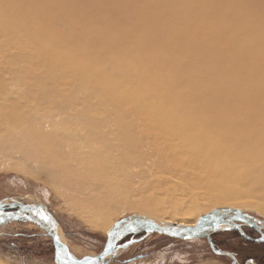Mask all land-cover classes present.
<instances>
[{
	"label": "bare ground",
	"instance_id": "1",
	"mask_svg": "<svg viewBox=\"0 0 264 264\" xmlns=\"http://www.w3.org/2000/svg\"><path fill=\"white\" fill-rule=\"evenodd\" d=\"M0 96V167L102 219L264 207V0H0Z\"/></svg>",
	"mask_w": 264,
	"mask_h": 264
},
{
	"label": "rangeland",
	"instance_id": "2",
	"mask_svg": "<svg viewBox=\"0 0 264 264\" xmlns=\"http://www.w3.org/2000/svg\"><path fill=\"white\" fill-rule=\"evenodd\" d=\"M3 76L8 81V75L4 73ZM6 86L8 89L9 86L7 84ZM2 97L0 96V100ZM8 99L10 98H5V100ZM11 166L0 167V201L17 200L46 205L58 221L62 240L67 244L70 252L73 251L71 253L77 257L98 254L106 242L108 229L110 230V227L112 228L115 223L125 218L133 216L161 218L157 210L134 211L124 208L118 214H110L102 219L97 208L88 207L86 202L82 205L77 200L74 201L66 196L65 192L54 188L42 175L37 176L25 168L20 170L16 166ZM223 208L228 211L239 210L264 225V207L233 208L222 204L209 213L220 211V209L222 214L227 212ZM228 213L227 215L232 214L231 211ZM192 214L201 216L198 209ZM161 220L178 223L176 216H172V219L163 216ZM214 236L223 248L237 251L241 261L250 257L254 259V261L251 260L253 264L263 262L264 247L260 244L238 238L232 231H219ZM127 240V238L123 239L120 243ZM246 262L251 263L250 260ZM231 263L227 256L214 253L205 238L176 239L160 234H150L127 248L118 250L116 256L108 262V264ZM0 264H56L52 238L32 222L11 221L1 224ZM235 264L240 263L235 262Z\"/></svg>",
	"mask_w": 264,
	"mask_h": 264
},
{
	"label": "water",
	"instance_id": "3",
	"mask_svg": "<svg viewBox=\"0 0 264 264\" xmlns=\"http://www.w3.org/2000/svg\"><path fill=\"white\" fill-rule=\"evenodd\" d=\"M43 212L49 220L40 219L37 212ZM232 214L227 216V213ZM223 214L208 213L201 216L195 225H179L165 222L147 216H133L117 223L107 233L106 242L101 251L96 255L77 257L70 253L62 240L59 224L48 207L42 203H24L17 200L0 201V225L11 221L32 222L42 228L53 242L54 261L56 264H107L116 256L120 249H125L150 234L166 235L176 239L205 238L211 250L218 255H228L235 258L230 251L217 248L213 245L211 234L216 231H225L237 228L235 220L247 221L248 216L238 210H230ZM229 214V213H228ZM243 237L244 233L239 230ZM127 241L120 243L128 237ZM264 242V235L258 239ZM251 264L253 262L250 260Z\"/></svg>",
	"mask_w": 264,
	"mask_h": 264
},
{
	"label": "flooded vegetation",
	"instance_id": "4",
	"mask_svg": "<svg viewBox=\"0 0 264 264\" xmlns=\"http://www.w3.org/2000/svg\"><path fill=\"white\" fill-rule=\"evenodd\" d=\"M234 222H235L236 225H238V227L237 228H232V229L227 230V231H229V232L232 231V232L236 233L238 238H242L245 241H249V242L260 244L261 246L264 247V242L258 240L259 238L262 237V235H264V225H262V222H259V221L255 220L252 217H248L247 221L235 220ZM238 228L244 233V235L246 237L242 236V234L240 233ZM227 231H224V232H227ZM215 233H218V232H214V233L211 234V239H212L213 245L215 247H217V248H223L221 246V244L218 242L217 237L214 236ZM126 238L129 239V236L126 237ZM126 238H124V239H126ZM223 249H226V250L230 251L234 255L235 262H237V263H240V264H251V263L246 262V261L247 260L254 261V259H252L250 257H247L243 261H241L237 251L232 250V249H228V248H223ZM225 256H227V255H225ZM227 257L232 262V257H230V256H227ZM258 264H264V259H263L262 263H258Z\"/></svg>",
	"mask_w": 264,
	"mask_h": 264
},
{
	"label": "snow or ice",
	"instance_id": "5",
	"mask_svg": "<svg viewBox=\"0 0 264 264\" xmlns=\"http://www.w3.org/2000/svg\"><path fill=\"white\" fill-rule=\"evenodd\" d=\"M36 214L39 215L40 219L43 220V221L49 220V217L46 216L42 211L41 212H37Z\"/></svg>",
	"mask_w": 264,
	"mask_h": 264
}]
</instances>
